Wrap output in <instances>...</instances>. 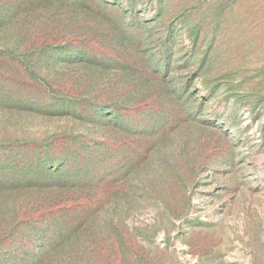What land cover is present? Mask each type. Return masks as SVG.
Returning <instances> with one entry per match:
<instances>
[{
    "label": "rangeland",
    "instance_id": "1",
    "mask_svg": "<svg viewBox=\"0 0 264 264\" xmlns=\"http://www.w3.org/2000/svg\"><path fill=\"white\" fill-rule=\"evenodd\" d=\"M0 264H264V0H0Z\"/></svg>",
    "mask_w": 264,
    "mask_h": 264
}]
</instances>
